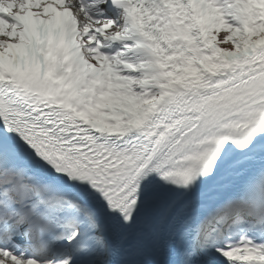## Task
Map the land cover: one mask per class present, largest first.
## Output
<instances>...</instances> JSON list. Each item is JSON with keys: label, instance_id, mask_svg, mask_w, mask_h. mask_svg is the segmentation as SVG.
Here are the masks:
<instances>
[{"label": "snow or ice", "instance_id": "snow-or-ice-1", "mask_svg": "<svg viewBox=\"0 0 264 264\" xmlns=\"http://www.w3.org/2000/svg\"><path fill=\"white\" fill-rule=\"evenodd\" d=\"M0 264H264V0H0Z\"/></svg>", "mask_w": 264, "mask_h": 264}]
</instances>
